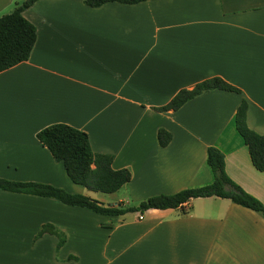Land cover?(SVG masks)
<instances>
[{
  "label": "crops",
  "instance_id": "1",
  "mask_svg": "<svg viewBox=\"0 0 264 264\" xmlns=\"http://www.w3.org/2000/svg\"><path fill=\"white\" fill-rule=\"evenodd\" d=\"M23 0H0V16ZM37 0L22 11L36 28L28 60L0 72V177L35 181L137 206L212 181L207 148L226 174L264 204V172L235 127L264 134V0ZM219 76L241 93L212 89L177 110L156 111L183 88ZM65 123L91 149L113 155L130 180L115 192L74 183L37 132ZM171 134L162 147L157 131ZM103 215L56 198L0 189V264H264V218L218 196L177 208ZM50 224L65 235L45 232Z\"/></svg>",
  "mask_w": 264,
  "mask_h": 264
},
{
  "label": "trees",
  "instance_id": "2",
  "mask_svg": "<svg viewBox=\"0 0 264 264\" xmlns=\"http://www.w3.org/2000/svg\"><path fill=\"white\" fill-rule=\"evenodd\" d=\"M35 1L37 0H23L16 4L12 11L0 16V72L30 57L36 41V28L22 15V11ZM110 1L134 4L145 0H85L84 2L96 7ZM216 88L241 93L238 87L219 76H213L196 83L191 88L180 89L168 103L153 109L161 112L177 110L186 101ZM247 107V101L243 99L236 109L235 127L247 147L252 165L258 171L264 172V134L257 133L247 126ZM36 136L40 143L48 148L52 156L63 163L68 177L88 190L103 193L115 192L131 178L128 168L113 169L111 166L113 155L94 152L87 133L71 125L53 123L40 129ZM157 139L160 146L164 147L169 143L171 134L166 129L159 128ZM206 164L212 174L210 183L187 187L171 194L153 195L133 207H125L121 202L117 205H104L90 196L71 193L61 187L35 181H13L0 177V189L53 197L64 204L86 207L103 215H121L129 211L144 212L152 208H177L193 198L218 196L253 209L264 218V204L230 179L225 171L224 155L217 147L207 148ZM45 232L58 237L56 245L58 250L65 241V235L54 226L46 224L40 228L36 237Z\"/></svg>",
  "mask_w": 264,
  "mask_h": 264
},
{
  "label": "built area",
  "instance_id": "3",
  "mask_svg": "<svg viewBox=\"0 0 264 264\" xmlns=\"http://www.w3.org/2000/svg\"><path fill=\"white\" fill-rule=\"evenodd\" d=\"M138 217H139V218H142V216H141V215H139Z\"/></svg>",
  "mask_w": 264,
  "mask_h": 264
},
{
  "label": "rangeland",
  "instance_id": "4",
  "mask_svg": "<svg viewBox=\"0 0 264 264\" xmlns=\"http://www.w3.org/2000/svg\"><path fill=\"white\" fill-rule=\"evenodd\" d=\"M139 215H141V213H140V212L138 213V216H139ZM141 216H142V215H141Z\"/></svg>",
  "mask_w": 264,
  "mask_h": 264
}]
</instances>
